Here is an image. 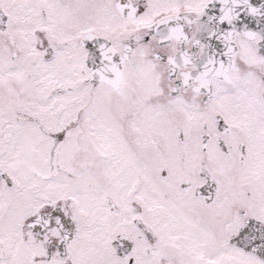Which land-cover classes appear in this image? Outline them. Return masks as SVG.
I'll list each match as a JSON object with an SVG mask.
<instances>
[{
    "label": "snow or ice",
    "instance_id": "6c2138e0",
    "mask_svg": "<svg viewBox=\"0 0 264 264\" xmlns=\"http://www.w3.org/2000/svg\"><path fill=\"white\" fill-rule=\"evenodd\" d=\"M0 264H264V0H0Z\"/></svg>",
    "mask_w": 264,
    "mask_h": 264
}]
</instances>
